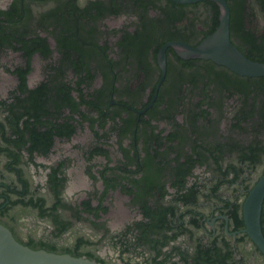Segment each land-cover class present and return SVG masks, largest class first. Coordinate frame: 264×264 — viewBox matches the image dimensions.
<instances>
[{
	"label": "flooded vegetation",
	"instance_id": "af4514ba",
	"mask_svg": "<svg viewBox=\"0 0 264 264\" xmlns=\"http://www.w3.org/2000/svg\"><path fill=\"white\" fill-rule=\"evenodd\" d=\"M225 1L232 43L264 60V0ZM219 15L0 0V223L16 240L101 264H264L243 212L264 174V75L170 45Z\"/></svg>",
	"mask_w": 264,
	"mask_h": 264
},
{
	"label": "water",
	"instance_id": "95a60500",
	"mask_svg": "<svg viewBox=\"0 0 264 264\" xmlns=\"http://www.w3.org/2000/svg\"><path fill=\"white\" fill-rule=\"evenodd\" d=\"M190 2L196 0H176ZM220 7L216 29L198 45L171 42L182 58L210 59L229 70L245 76L264 75V60L254 61L246 57L229 37V8L225 0H212ZM163 67V61H161ZM264 198V174L257 180L246 197L243 212L245 232L264 255V235L261 230L260 213ZM0 264H101L84 256L33 249L20 243L4 224L0 223Z\"/></svg>",
	"mask_w": 264,
	"mask_h": 264
},
{
	"label": "trees",
	"instance_id": "16d2710c",
	"mask_svg": "<svg viewBox=\"0 0 264 264\" xmlns=\"http://www.w3.org/2000/svg\"><path fill=\"white\" fill-rule=\"evenodd\" d=\"M263 59H259L258 61H262ZM30 248H33V249H38V248H36V247H30ZM47 251H50V252H57L53 247H49L48 249H46ZM57 253H60V252H57ZM69 254H71V255H74V256H79V254H77V253H73V252H70Z\"/></svg>",
	"mask_w": 264,
	"mask_h": 264
}]
</instances>
